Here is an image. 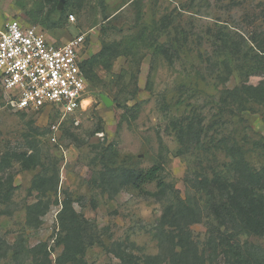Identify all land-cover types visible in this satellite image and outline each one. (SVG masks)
<instances>
[{
  "label": "rangeland",
  "instance_id": "374dc122",
  "mask_svg": "<svg viewBox=\"0 0 264 264\" xmlns=\"http://www.w3.org/2000/svg\"><path fill=\"white\" fill-rule=\"evenodd\" d=\"M9 22L42 29L58 46L86 36L83 60L104 43L123 55L94 67L90 104L73 115L48 105L15 111L0 87V160L35 156L31 168L11 157L1 174L0 264H37L43 248L49 264H74L60 240L65 203L86 264H122L127 253L170 264L169 207L190 210L192 247L209 257L210 232L223 228L204 177L236 181L264 166V105L236 96L261 81L264 0H0V29ZM155 165L165 196L156 183L123 184L124 171ZM241 240L264 250V235Z\"/></svg>",
  "mask_w": 264,
  "mask_h": 264
},
{
  "label": "trees",
  "instance_id": "16d2710c",
  "mask_svg": "<svg viewBox=\"0 0 264 264\" xmlns=\"http://www.w3.org/2000/svg\"><path fill=\"white\" fill-rule=\"evenodd\" d=\"M260 53L262 55H257V59L262 60L264 59V42ZM122 55L123 51L119 47L104 43L96 57L84 59L81 62V69L86 76L88 86L93 79L94 67L98 63L110 65L113 60ZM254 70H256L255 76L261 77V81L256 86L242 85V87L236 89L238 91L236 96L246 102L264 105V60ZM236 152L230 153L229 156L235 158L237 156ZM11 157L24 161L26 168H31L35 164V156L33 155H4L0 160V187L3 186L1 174L8 170L12 162ZM240 163L242 166V161ZM245 167L246 165L243 164L242 168ZM162 170L161 165H155L147 170H126L124 171L123 184L141 189L147 184L156 183L159 189L156 195L165 196L166 185L161 177ZM241 173L242 175L236 181H223L219 177H204L203 188L212 195L217 194L219 197V200L213 203L211 212L220 226L219 228H223V230L216 229L217 231L210 232L208 240L209 257H206L207 253L205 256L203 254L200 256L198 248L192 247L190 233L186 231L188 222L183 217L185 210H190L186 208L184 211L179 210L176 213L172 212L171 207L166 210L163 219L170 222L169 225L166 223L170 228L168 234L169 251L171 253L170 264H207L212 262L214 255L222 256L224 259L223 264H264V250L262 247L241 240L243 235H264V166L258 171L246 169V172H244L243 169ZM65 204L60 214L61 232L62 235L65 234V238L60 237V240L65 241V252L70 262L86 264L84 262L86 250L82 247L84 237L81 230H79V219L72 212L69 227L65 225L63 215L68 208L67 203ZM75 231H77V234L72 233ZM43 247L44 245H41L38 250H42ZM48 257V252L44 251L43 248V258L39 259L37 264H49ZM120 259L122 264H153L154 261V259L144 260L133 253H127Z\"/></svg>",
  "mask_w": 264,
  "mask_h": 264
},
{
  "label": "built area",
  "instance_id": "2783aa9c",
  "mask_svg": "<svg viewBox=\"0 0 264 264\" xmlns=\"http://www.w3.org/2000/svg\"><path fill=\"white\" fill-rule=\"evenodd\" d=\"M85 38L58 46L37 27L9 22L1 28L0 87L7 106L22 111L48 105L63 115L84 110L89 91L81 69Z\"/></svg>",
  "mask_w": 264,
  "mask_h": 264
},
{
  "label": "water",
  "instance_id": "95a60500",
  "mask_svg": "<svg viewBox=\"0 0 264 264\" xmlns=\"http://www.w3.org/2000/svg\"><path fill=\"white\" fill-rule=\"evenodd\" d=\"M102 100L104 101V103H106L107 106L112 105V101L110 99H108L107 97L102 96Z\"/></svg>",
  "mask_w": 264,
  "mask_h": 264
},
{
  "label": "bare ground",
  "instance_id": "6f19581e",
  "mask_svg": "<svg viewBox=\"0 0 264 264\" xmlns=\"http://www.w3.org/2000/svg\"><path fill=\"white\" fill-rule=\"evenodd\" d=\"M90 104V101L88 99H86L83 103L84 107H87Z\"/></svg>",
  "mask_w": 264,
  "mask_h": 264
}]
</instances>
